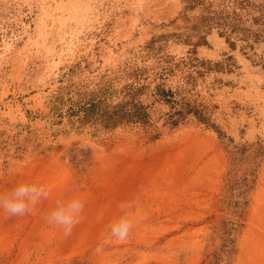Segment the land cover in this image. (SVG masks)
<instances>
[{"label": "rangeland", "instance_id": "rangeland-1", "mask_svg": "<svg viewBox=\"0 0 264 264\" xmlns=\"http://www.w3.org/2000/svg\"><path fill=\"white\" fill-rule=\"evenodd\" d=\"M132 91L149 124L85 120ZM21 183L51 192L0 209V264H264V0H0V195Z\"/></svg>", "mask_w": 264, "mask_h": 264}, {"label": "clouds", "instance_id": "clouds-1", "mask_svg": "<svg viewBox=\"0 0 264 264\" xmlns=\"http://www.w3.org/2000/svg\"><path fill=\"white\" fill-rule=\"evenodd\" d=\"M80 147L87 150V145ZM50 192L51 189L45 185L21 183L10 192L0 195V209L9 217L27 215L42 199H48ZM84 207V201L79 198L66 202L57 201L55 209L45 218L46 223L63 229L64 236L68 237L72 234L73 229L81 223ZM125 207L124 204L120 205L121 210ZM133 227V221L125 212L110 224L108 231L111 237L122 242L129 237ZM100 251L101 248L98 247L96 252Z\"/></svg>", "mask_w": 264, "mask_h": 264}, {"label": "trees", "instance_id": "trees-1", "mask_svg": "<svg viewBox=\"0 0 264 264\" xmlns=\"http://www.w3.org/2000/svg\"><path fill=\"white\" fill-rule=\"evenodd\" d=\"M136 92H127L124 99L115 104H108L105 100L85 104L82 107L85 120L88 122L98 121L109 126H117L123 123L149 124L151 116L148 108L136 99Z\"/></svg>", "mask_w": 264, "mask_h": 264}]
</instances>
